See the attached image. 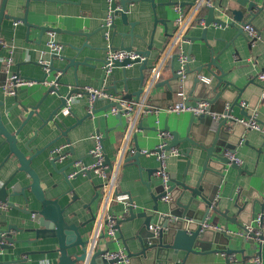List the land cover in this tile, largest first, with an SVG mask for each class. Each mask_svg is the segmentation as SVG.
Wrapping results in <instances>:
<instances>
[{"label": "crops", "instance_id": "0c3cea01", "mask_svg": "<svg viewBox=\"0 0 264 264\" xmlns=\"http://www.w3.org/2000/svg\"><path fill=\"white\" fill-rule=\"evenodd\" d=\"M3 0H0V7ZM231 0H213V4L217 5V16L220 14L221 9L219 4L229 7ZM259 4L264 3V0H256ZM195 0H155L156 8L152 7V4L148 0H139L138 3L131 4V14L129 21L134 23V32H142L145 37V41L138 40L134 46V50H145L151 40H153V50L151 60L157 58V61L162 55L164 48L166 47L170 36L176 29V20L178 17V11L176 6L182 7L186 13L190 9ZM173 5V7H172ZM245 11V15L248 20H252V24L259 30L260 39L251 44L247 35L238 34L237 30L233 27H222L220 25L212 24L207 32L208 44L214 49L215 54L218 55L221 50L226 46V42H229L234 36V45H229L228 48L220 54L218 62L225 72V79L234 82L236 85L243 87L245 90L241 96L240 102L246 101L249 103L250 108H254L259 113V120L264 124V98H261L260 93L262 85L256 78L258 72L264 69V10L258 12L255 10L256 15L252 17L246 7L237 6ZM230 8H232L230 6ZM108 13L107 0H8L6 5V14L20 20L23 17H27V20L31 27L27 26L21 19L18 23L12 18L4 19L1 26L0 42L2 47L0 48V83H5L9 76L6 72V67L1 61L2 59L12 57L13 64L10 70L23 78H31L35 80L52 81L56 80L58 73L56 70L46 74L45 68L39 63L40 60H44L49 66L51 61V53L47 46V42L50 39L48 31L40 29L39 26L47 28H55L58 30L55 34V38L59 43H62L64 48L61 52L62 56L73 57L75 50L72 46L81 45L83 42L93 46L102 45L106 48L104 50H95L85 48L82 53L84 55L92 57L88 60V64L94 67L86 65L79 66L77 72V78L74 75V67H70L61 81L64 83L79 86L81 90L85 86L105 87L106 91L117 99H128L125 96L135 94L140 89V63L130 65L125 70L122 67H115L109 76H105L103 82L99 81L102 73L103 61L106 60L108 46L111 44L113 48L119 49L122 42V37L117 35L112 39V32L110 40L102 38L104 34L103 24ZM156 13V15H155ZM200 16L206 18L208 16V9L205 7ZM223 20L227 22L233 21V15L231 13L220 15ZM158 19L157 25L154 29V22ZM169 19V21H165ZM117 25V31L125 32L129 31L131 27L125 25L122 19L118 16L115 19ZM240 25L239 22H236ZM82 30L88 34V38L83 36L74 35L72 32ZM204 26L197 21L193 23L188 31L187 36L189 41L184 44V51L189 56V63L191 68H196L200 64L210 61V49L206 46V43L200 37L202 36ZM99 31V32H98ZM105 35V34H104ZM217 37L223 38L218 39ZM152 38V39H151ZM126 44H129V38L126 39ZM84 57L80 56L78 60H82ZM171 58L165 68L162 70V74L159 82L153 88L149 97V103L152 106L164 108L172 105L181 100H188V96L184 94L183 89L175 88L177 82L170 81L173 77L171 69ZM68 65V60L62 58H56L54 60V66L57 68H63ZM179 68V61L175 59V69ZM213 71L220 74L219 69L216 66L212 67ZM149 73H147V76ZM202 77L210 84L216 83L215 76H212L208 71L204 70ZM170 81V82H169ZM214 81V82H211ZM169 82V83H168ZM180 84L178 82L177 86ZM48 86L44 82L35 81L31 85H21L17 88L15 95L6 94L5 91L0 88V100L3 101V105L0 106L3 122L9 132H16L25 119L28 117L29 112L23 107H29L36 105L43 97L44 101L41 103L39 111L44 118H47L54 108L60 104V99L56 94H48ZM60 90L63 94H66L69 90L66 85H61ZM198 93H194L193 98H196ZM232 96V95H230ZM233 95L232 97H234ZM191 99L192 105H197L200 101ZM136 96L133 99L135 100ZM209 102V101H208ZM227 102V101H226ZM223 100H219L216 103H210V108L219 113L222 110L229 109V103ZM107 99H99L96 102V113L92 118L85 119L81 124L72 128L68 136L74 146V153L71 159H83L85 163H90L92 158L90 156V150L95 145L94 135L100 133L103 137V145L106 151V155L113 160L116 156L118 147L121 143L124 135L125 119L123 118L124 126L121 125L120 119L117 115L106 114L107 111L103 109L110 104ZM88 99L87 96H82L78 101L73 104V113L68 116H63L61 120L58 117H54L53 121H50L44 129L39 131L38 138L31 144L38 147L46 146L51 141L55 140L49 149H47L42 158H48L51 156L50 152L53 147L61 144H66L64 137H61V130L66 127H71L76 124L78 119H82L88 112ZM243 108L240 106H234L232 115L237 117L245 116ZM191 112H167L161 110L158 113L149 112L145 114L140 123L139 131L134 138L133 148H135V141L139 144L141 150L155 149L160 141V131H166L170 133L168 142L172 139L171 132L177 130L180 138H184L190 119L192 117ZM222 120L224 114H220ZM200 116L195 118V122L201 127ZM42 124L41 120L34 115L29 122L25 125L21 132V138L18 142L19 147L24 151L27 156H32L34 151L26 150L24 147L25 140L33 136L35 130ZM58 124L60 128L56 125ZM217 124H214L213 128ZM237 137L222 135V139L226 141L225 150L233 151L237 157L242 160V167L246 170L239 173L237 168L227 166L224 170V178L220 185V190L217 192L215 198V204L219 210L224 211L229 209L228 215L234 217L237 215V208L234 206V202L239 199L240 202L245 201L248 198L261 199L264 197V136L256 130H245V128L236 124ZM193 131L198 132L197 127H193ZM198 136V135H197ZM61 137V138H60ZM198 139V137H197ZM4 141V137L0 136V143ZM183 154L180 156H172L168 159V169L171 173V178L179 181L184 180L186 177L195 182L199 177L202 169V161L192 157L191 160L185 155L187 149H194L190 142H183L179 146ZM232 147V148H231ZM223 147L217 146V152L224 150ZM136 151V149H135ZM225 151V152H226ZM134 152V151H133ZM131 153L130 156L135 154ZM9 153V145L6 143L0 150V162ZM70 160V159H69ZM69 161L58 162L56 168L47 162V165L40 167L38 161L33 160L32 166L37 170L43 188L47 191L48 197L56 198L61 194H64L59 202L61 206L65 207V218L69 223L81 224L91 218V214L95 215L98 212L100 205V195L102 191V179L92 174L88 175L80 174L76 177L70 178L73 185V189L69 191V184L66 182L62 169L68 165L66 172L70 174L74 170V166H69ZM19 163L15 156H12L7 166L2 170V176L4 179L8 178L12 172L18 168ZM158 166V160L156 156L149 154H141L139 158V164L135 159L129 160L121 171L119 179V193L127 194L129 201L133 203L135 212L146 211L149 214L153 213L154 201L151 193L156 194L157 187L161 184L160 179L155 175V169ZM23 175V173H20ZM219 178L215 183L219 182ZM173 183V182H172ZM171 183V184H172ZM147 184L150 187V191L147 188ZM68 192V193H67ZM99 192V197L94 199L95 195ZM243 195V196H242ZM246 195V196H245ZM19 207H25L23 199H18ZM170 202H165L163 199L159 200V213H167L169 211ZM130 204H124L115 201L111 206V213L118 218H123L127 214ZM90 206V207H89ZM32 208V207H30ZM3 212L2 219L5 220V225H17L19 228L28 226L30 215L24 213L19 209L8 208ZM158 213V214H159ZM157 214V216H158ZM251 213L244 211L240 214L239 222L241 225H253L258 227L255 218L259 214L264 215L260 204H256L255 218L251 221ZM156 216V220L157 217ZM144 218H136L132 222H125L121 224V231L124 237V241L132 252H136L140 248V244L137 239L133 240L130 237L138 233V230L143 224ZM1 222V221H0ZM27 222V223H26ZM156 222V221H155ZM248 222H251L248 224ZM211 223L213 226H217L221 230H224L226 225L229 226L228 235L233 236L229 240L227 248L235 250L236 260H230L228 253L226 252H210L206 255L196 256L193 264H255L254 258L259 255L264 264V245L260 246L256 243L247 242L248 238L242 235L241 231L244 230L236 222L228 221L227 218L219 213L211 212ZM94 226V221L88 223L86 226L81 227L80 232L85 239H88ZM213 230H218L214 229ZM264 237V226L262 228ZM16 238H32L31 233H16L12 231ZM118 236L120 237L119 233ZM224 240V239H223ZM254 240V239H253ZM123 239L119 238L118 241L109 240L108 238H102L99 245L102 249L117 250L120 248L125 249ZM52 242H55L54 240ZM225 242V240H224ZM54 245H44L42 243L31 244H16L15 248H1L0 250V264H34L36 260H49L51 262L57 260L56 253L49 254H31L27 260L25 252L35 250H48ZM215 246V245H214ZM78 251L77 248L71 249L70 253ZM223 253H226L225 255ZM232 254V253H231ZM25 259V260H24ZM131 264H140L137 258H132ZM160 264V263H158Z\"/></svg>", "mask_w": 264, "mask_h": 264}, {"label": "water", "instance_id": "95a60500", "mask_svg": "<svg viewBox=\"0 0 264 264\" xmlns=\"http://www.w3.org/2000/svg\"><path fill=\"white\" fill-rule=\"evenodd\" d=\"M8 0H3L0 7V35H1V26L4 19L12 18L15 21H22L29 27L30 24L27 20V17H23L20 20L17 18L6 14V5ZM153 9L156 8L155 0H148ZM139 0H113L112 7L115 9L118 5L121 7L120 10L115 11L114 23L112 25V39H114L117 35L122 37L121 45L119 49H125L128 51L134 50L135 43L140 41H145L144 34L142 32L136 33L134 32V23L129 21V16L132 12L131 4L138 3ZM230 6L225 7L223 4H219V8L221 9L220 14L217 16V5L215 4L210 7H206L208 9V16L205 18L206 23L204 26V30L202 36L200 37L206 43V46L210 49V61L200 64L196 68H191L190 63L187 65L186 76L185 78L178 74L175 69V59L176 56L172 59L171 69L173 77L170 81L180 82L177 86L175 84L176 89H183L185 95L188 96L187 103H191V99L193 98L194 93H198L195 100L206 99L210 103H216L219 100H223L226 103H229L228 110H222L219 113L224 114V118L217 122L215 128H213L217 117L215 113L218 111L210 108V114L202 115L201 127L195 122V116L192 115L190 122L188 124L186 135L184 138H180L179 132L177 130L172 131L171 135L173 136L168 144V147L179 146L183 142H190L194 149H187L185 155L188 156L191 160L192 157H195L197 160L202 161V169L199 177L193 183L189 178H185L182 181L171 178V192H172V200L169 203L170 209L167 213L160 214L159 200L162 199L165 195V191L163 186L160 184L156 189V194L151 193L152 199L154 201L153 213L149 214L146 211L135 212L133 203L129 206L127 214L123 218H119L117 230L120 235L119 238L123 239L124 237L121 231V224L125 222H132L136 218H144L143 224L141 228L138 230V233L131 236L130 238L135 240L137 239L140 248L136 252H132L130 248L127 246V243L124 241L125 251L128 256L131 258H137L140 261V264H193L192 261L195 260L196 256L206 255L210 252H226L228 254L233 253L235 250L227 248L229 240L233 238V236L228 235L229 226L226 225L224 230H213L212 228H203L204 224H212L211 223V212H216L227 218L228 221H234L241 228L245 229V225H241L239 222L240 214L244 211H248L251 214V221L255 218V210L256 204H260L261 209L264 213V197L261 199H252L248 198L243 202H240L237 199L234 202L235 208H237V215L232 217L228 215L229 209L221 211L218 209L217 204H215V198L217 196V192L220 190V185L222 184L224 178V170L227 169V166H231L237 168L239 173L246 170L245 167L238 165L237 163H231L229 159L225 156V148L226 141L223 140L222 135L226 134L227 136H235L237 137V128L236 119L237 116L232 115L233 107L240 106L243 108L244 115L249 116L248 110L241 105L240 99L245 90V86L240 87L236 85L234 82L225 79V72L223 68L220 66L218 62V57L222 54L229 45H234L235 36L229 41L226 42V46L221 50V52L216 55L214 49L208 44L207 32L212 24L220 25L222 27H233L237 30L238 34H243L246 36L243 27L247 22H252V20H248L245 15V11L241 8H236L235 5H239L242 7H246L250 12V15L255 16V10L259 13L264 10V3L259 4L256 0H231L229 1ZM173 7V5H172ZM231 13L233 15V21L227 22L223 20L220 16L222 14ZM156 15V13H155ZM120 17L125 25H129L131 29L125 32L117 31V25L115 24V19ZM158 19L154 22V29L152 33L155 31V26L158 23ZM165 21H169V19H165ZM236 22H239L240 25H237ZM40 29L55 30V28H47L39 26ZM99 32V31H98ZM74 35L83 36L88 38V34L82 30H78L72 32ZM102 38H106L105 35H102ZM129 38V44H126V39ZM218 39H223L217 37ZM248 39V37H246ZM152 39V38H151ZM225 40V39H223ZM2 44L0 42V48ZM75 50V54L73 57H65L62 54H53L51 55L50 61V71L56 70L58 73L56 78V85L48 86V94H56L60 99V104L52 110L47 118H44L39 111L41 103L44 101L45 97L40 100L36 105L29 107H23L26 111L29 112L28 117L22 123L20 128L12 133L9 132L3 122L2 114L0 111V136L4 137V141L0 143L1 148L7 143L9 145V153L2 159L0 162V202L5 203L8 208L19 209L24 213H28L30 215L28 226L24 228H19L17 225L9 224L6 228L2 227V224L5 225V220L1 217L4 216L3 212L7 209H0V244L1 248H15L16 244H31V243H42L44 245H50L53 243L52 248H48V250H35L25 252L27 255V260L29 259V255L40 254V253H56L57 260L49 261V260H36L34 264H82L86 259V247L88 244V239H85L82 233L80 232L81 227L86 226L88 223L95 221L96 215L94 213L91 214V218L82 222L81 224L69 223L65 218V210L66 208L61 206L59 200L64 195L61 194L56 198L48 197L47 191L43 188L41 183V178L32 166L33 160L38 161L40 167H44L47 165L49 161L55 168L58 162L69 161V166H74L76 161H82L83 159H71L72 154L74 153V146L71 142L70 137L68 136L69 131L76 127L78 124H81L85 119L92 118L96 113V102L94 104V108L92 113L87 112L86 116L82 119H78L76 124L71 127H66L61 130V137H64L66 140V144H68V149L63 151L61 154H57L54 157H49L48 161L46 158H42L43 153L49 149L53 144H55V140L48 143L46 146L38 147L37 145H31L39 136V131L44 129L46 125L54 120V117H58L59 120L62 119L63 116H68L73 113V105L68 114H64L62 109L66 106L67 101L81 91L79 86L73 87V85L64 83L61 81L63 76L66 74L67 70L70 67H74V75L77 78V72L79 66L86 65L89 67H94L91 64H88V60L93 59L84 55L83 50L85 48L95 49V50H104L106 48L102 47V45L93 46L88 44V42H83L81 45L72 46ZM153 50V40H151L145 50H135L141 56H144V59L137 58L135 60L126 59L122 62H117L116 67L120 66L125 70L128 65H133L136 63H140V76L138 77L140 81V89L135 94L128 93L125 98L133 99L134 96L139 97L142 92V87L145 84L147 79V73H150L157 62V58H153L151 60ZM84 57L82 60H78L79 57ZM56 58H62L68 60V65L63 68H57L54 66V60ZM105 61V60H104ZM103 61V63H104ZM216 66L220 74L213 71L212 67ZM95 68V67H94ZM208 71V73L212 76H215L216 83L210 84L202 78V74L204 70ZM102 73L99 78V81L102 83L106 76V69L102 68ZM46 73V74H49ZM13 72L7 73L10 77ZM19 75L18 73H16ZM21 77V76H20ZM31 79V78H27ZM33 80V79H31ZM35 80V79H34ZM40 82H46L47 80H35ZM169 81V82H170ZM168 82V83H169ZM1 82L0 84H2ZM61 85H66L68 87V91L66 94L60 90ZM230 95H235L234 97ZM99 100V99H98ZM78 101V100H77ZM3 101L0 100V106L3 105ZM75 104V102H74ZM114 105V103L107 104V106L103 109L107 111L109 107ZM88 108V107H87ZM36 115L42 122L39 126L38 130H35L33 136L28 137L24 142V147L26 150L34 151L32 156H27L24 151L19 147L18 142L22 139L21 132L25 125L29 122V120ZM120 119L121 125L124 126L122 113L117 115ZM59 127L58 124H56ZM193 127L198 128V132L193 131ZM198 135V136H197ZM60 137V138H61ZM198 137V139H197ZM217 146H221L224 150L221 152H217ZM232 148V147H231ZM135 154L133 156H129L128 161L131 159H135L137 164H139V158L141 156V148L139 144L135 141ZM233 150V149H231ZM64 155L67 157L63 158ZM12 156H15L18 160L19 166L16 168L12 174L4 179L2 176V170L7 166ZM70 159V160H69ZM107 163H111V159L109 156L106 158ZM127 161V162H128ZM68 165L64 166L61 170L64 174L66 182L69 184V191L73 189V185L70 181L69 174L66 172V168ZM156 170V169H155ZM154 170V171H155ZM20 173H23L20 174ZM77 174L76 176L80 175ZM87 175L89 177L92 176V172L88 171ZM74 176V177H76ZM220 179L219 182L215 183L217 179ZM147 188L150 191V187L147 184ZM151 192V191H150ZM68 193V192H67ZM243 196V195H242ZM246 196V195H245ZM99 197V192L95 195L94 199ZM23 199L25 203V207L21 208L17 206L19 203L18 199ZM32 207V208H30ZM90 207V206H89ZM159 213V214H158ZM158 214V216H157ZM156 216L158 217L156 220ZM156 221V222H155ZM251 222H248V224ZM157 224L161 228L159 230L158 235L154 232L150 231V225ZM31 233L33 234L32 238H16L14 233ZM104 238V236H102ZM225 242H224V240ZM55 242H52V241ZM247 242L254 243L255 247L257 246L253 239H247ZM215 245V246H214ZM77 248L78 251L74 253H70L71 249ZM109 249H102L98 246L96 252L93 255L91 260V264H113L116 263L117 260H107L104 258V254ZM25 260V259H24Z\"/></svg>", "mask_w": 264, "mask_h": 264}, {"label": "built area", "instance_id": "2783aa9c", "mask_svg": "<svg viewBox=\"0 0 264 264\" xmlns=\"http://www.w3.org/2000/svg\"><path fill=\"white\" fill-rule=\"evenodd\" d=\"M107 2L108 13L103 24V30L106 39L110 40L112 25L115 18V11L120 10L121 7L118 5L114 9L112 7L113 0H107ZM213 5V0H195V2H193L190 9L186 13L183 11L182 7H180L179 5L176 6V10L178 11L176 29L170 36L169 41L164 48L161 57L156 62L154 69L147 76L145 84L142 87L141 94L135 100H128L123 98L117 99V97L109 94L104 86H85V88H83L80 92L70 98L67 101L66 106L62 109V112L64 114H68L74 102L85 95L88 99L89 113H92L96 100L107 99L109 100V102L114 103V105H112L108 109L106 114L118 115L122 113V116L125 119L124 135L118 147L116 156L113 160H111V163H107L106 161L107 155L103 145V137L100 133H98L94 135L95 145L90 150L92 161L88 164L84 161H76L74 170L69 174V178H72L79 173L87 175V172L91 171L92 174L101 178L103 182L99 209L95 217L93 230L88 237L86 259L82 264H91L93 255L96 252L98 246H100L99 242L102 239V236L113 241L119 240L117 230L119 218L111 213V206L115 201L131 205L129 196L127 194L119 193V179L123 166L127 163L131 153L133 151L135 152V148H133V142L135 136L137 135V132L139 131L142 117L149 112L158 113L161 110L175 113L191 112L195 116L210 114V104L207 100H202L197 105H192L191 103H187V100L185 101L183 99L167 107L160 108L152 106L149 103V97L152 93L153 88L160 80L162 70L165 68L168 61L174 56H176V59L179 61V68L177 69V73L185 78L187 65L189 63V56L185 53L183 47L184 44L189 41L187 31L189 27L196 21L202 26H205L206 20L205 18L200 16V13L205 7H210ZM15 23H18V21H15ZM243 29L251 44L256 43L260 39V32L252 23L247 22ZM48 33L50 35V39L47 42V46L50 53L52 55L60 54L64 46L62 43H59L56 40V31L48 30ZM137 58L144 59L145 57L141 56L135 50L128 51L125 49H115L110 44L108 46L107 57L104 61L103 68L106 69V75L109 76L112 73L113 69L116 67L117 62H122L126 59L135 60ZM1 61L6 67V72H11L10 67L13 64V58L8 57L2 59ZM39 63L42 64L45 68V71L49 73L50 66L44 60H40ZM256 78L262 85L260 96L261 98H264V69H261L258 72ZM203 79L207 81L205 78ZM34 82L35 80L23 78L13 73L5 83L0 84V88H2L6 94L15 95L19 86L31 85ZM44 84H46L47 86H54L56 85V81H46ZM241 105L246 108V110H248L249 116H243L241 118L238 117L236 119L237 124L242 125L245 130H256L264 136V124H262L259 120L258 111L254 108L251 109L249 103L246 101L241 102ZM216 117L217 120L215 124H217L222 116L216 114ZM159 134L162 140L160 141L158 146L152 150L143 149L141 150V153L156 156L158 160V166L155 170V175L160 179L161 185L163 186V189L165 191V195L162 199L165 202H171V173L168 169L167 161L172 156L182 155L183 152L177 147H168V138L171 137L170 133L166 131H160ZM68 146V144H61L53 147L50 152L51 157H54L57 154H61L63 151L68 149ZM225 156L231 163H242V160L237 157L236 154L231 150H227L225 152ZM65 157H67V155L63 156V158ZM7 208L8 206L5 203L0 202V209ZM255 221L258 224L257 228L251 224L246 225L245 229L242 230L241 233L248 238L254 239L256 243L262 246L264 245V237L262 231V228L264 226V215L259 214L258 217L255 218ZM160 228L161 227L159 225L152 224L150 225L149 229L150 231L158 235ZM203 228H214L220 230L219 227L213 226L212 224H204ZM0 244H3V242H0ZM223 254L225 255L226 253ZM103 256L107 260H117V262L113 264H131V258L128 256L124 248H120L117 250H108ZM235 257L236 256L233 253L229 255L231 261L236 260ZM254 261L255 264H263L262 259L259 255L255 256Z\"/></svg>", "mask_w": 264, "mask_h": 264}]
</instances>
